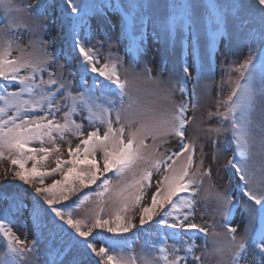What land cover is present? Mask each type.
<instances>
[{
	"label": "snow or ice",
	"instance_id": "6c2138e0",
	"mask_svg": "<svg viewBox=\"0 0 264 264\" xmlns=\"http://www.w3.org/2000/svg\"><path fill=\"white\" fill-rule=\"evenodd\" d=\"M101 7L87 0H62L53 16L55 0H0V161L9 164L2 179L11 177L33 190L30 205L19 194L0 193V201L10 204L0 211V264H65L72 252L77 255L67 264H83L78 256L88 257L87 264H203L202 257H214V264H264V162L250 163L257 110L264 155V0L248 5L259 18V29L242 19L243 2L221 6L209 0L200 18L195 4L170 6L159 25L168 45L175 46L178 33L191 38L194 49L203 40L201 71L194 76L188 66L177 72L163 60L155 77L147 62L136 72L147 55L142 46L145 18L137 15L142 6L131 2L108 5L122 13V33L129 41L133 75L122 77L124 58L112 52V42H91L89 18L100 15ZM229 18L240 21L247 55L239 63L221 62V85L226 81L230 90L207 114L217 125L206 131L209 136L230 134L228 183L232 176L238 182L235 188L205 194L214 214V223L205 227L194 222L196 197L211 170L204 166L203 148L196 161L195 141L186 136L195 115L188 113L198 108L203 64L211 62L217 42L227 36ZM53 24L66 30L70 52L52 50L55 38H44ZM22 31L29 33L26 45L20 43ZM141 83L153 87L144 89ZM146 95L152 99L145 100ZM69 136L78 141L74 147ZM172 138L177 143L169 150L165 146ZM60 141L67 143V159ZM217 143L213 139V147ZM49 157H54V167H47ZM57 175L59 179L45 183ZM22 191L27 195V189ZM73 196L71 204L64 203ZM237 210L241 220L234 224ZM24 211L40 232L31 242L12 228L10 216ZM77 211L83 215H75ZM215 217L224 233L216 231ZM209 235L224 239H213L209 250ZM198 236L204 237L200 255L195 251Z\"/></svg>",
	"mask_w": 264,
	"mask_h": 264
},
{
	"label": "rangeland",
	"instance_id": "374dc122",
	"mask_svg": "<svg viewBox=\"0 0 264 264\" xmlns=\"http://www.w3.org/2000/svg\"><path fill=\"white\" fill-rule=\"evenodd\" d=\"M62 1V0H61ZM18 3H35V0H17ZM51 2V0H49ZM88 3L94 4L97 6L103 5L104 7L100 8V15H92L89 18V25L91 28L90 36L92 44H96L97 40L104 41L108 39L112 42V52L116 55H119L124 58V68L121 69L122 77L127 75L129 78L132 77L133 73L129 69L128 61L130 60V56L127 55V46L126 43H129L126 36L123 37L121 22L119 17L117 16V11H115L112 7H108L109 4L119 3L123 6H126L128 3L134 2L142 7L138 10L137 15H143L145 18V24L143 28V47L147 50V55L141 57V64L137 67L136 72H140L143 67V62H147L148 65L152 68V75L155 77L158 72V67L161 61H166L167 66L170 70H175L177 72L182 71L183 66H188L190 76L196 75L198 71H201L202 65V50H203V40L201 44L198 45L195 49L193 47V40L191 38L182 39L180 34L178 33L176 36L175 46L171 47L166 42V33L161 31L159 25L163 23V21L168 16V8L169 1L168 0H87ZM175 4L183 2V3H192L195 4L196 7L194 9L197 18H200L204 12L203 5L207 4L209 0H174ZM214 2L223 5L229 4H240L243 2L245 4V9L242 14V19L249 23V26H253L257 29L260 27V21L258 16L254 11L251 10L248 5L250 4V0H214ZM57 5V10L52 12L53 16L59 14L60 2L59 0H55ZM120 14H122L120 12ZM4 23L2 14H0V24ZM154 27L156 31L154 32ZM227 36L222 37L216 45L215 55L212 57L210 63L203 64V80L201 82V86L197 89L198 93V108L195 113L189 110L188 115H195V120L187 126L186 136L189 140H194L196 144V161L199 162L201 158V148H203V159L204 166L211 170V177H205L204 184L200 189L199 195L196 197V223H200L207 227L209 224L214 223L213 219V202L211 200L206 201L204 199L206 193H211L214 191H224L225 188H235L236 183L238 182L237 178L232 176V183L229 185V177L231 171L226 167L227 160L231 156V152L229 150V141L230 134H221L218 137L213 134L209 136L206 129L209 127H215L217 125V121L215 117L211 120L208 119V113L214 112L216 110L217 100H223L229 90L230 85L225 81L223 85H221V79L224 77V71L221 68V62L223 61L225 65L228 63L235 61L237 63L241 62L245 56L247 55V46L244 43L240 21L234 20L232 18L228 19L226 25ZM66 33V30H61L60 27L56 24L50 26V29L47 34H45V39L55 38L56 43L52 45V50L59 52L63 47L61 46V38L62 34ZM22 39L20 43L22 45H26L29 39V33L27 31L21 32ZM183 41L188 43L187 46V55L186 51L183 49ZM108 49V45H104V52L101 54V59H103V55L106 54ZM63 59V57H61ZM215 60V65L212 67L213 62ZM75 64V60L73 61ZM168 73L164 74V78H167ZM233 78H235L236 73H232ZM46 78V74H45ZM193 85V81L189 79L187 88L191 91ZM141 88L148 89L153 87L150 83H141ZM9 90H15L14 87H10ZM219 93V95H218ZM145 100H150L152 97L145 96ZM174 99L179 102L181 100V94L177 91L174 95ZM60 118L59 116L57 117ZM77 122H80V117H75ZM254 126H253V149L251 154L250 163L258 166L261 162H264V155L260 154L259 149V139L260 133L256 128V124L260 122V112L257 110L253 115ZM86 130H87V122L84 121ZM68 139L72 140V146L74 147L78 141L69 136ZM216 139L218 141L217 145L213 147L212 141ZM63 158L67 159V143L65 141H60ZM151 143V141H149ZM177 141L172 138L171 142L165 146V148L171 150L176 147ZM164 151V148L161 149ZM213 154H215V160H213ZM54 157H49L47 162V167H54ZM8 161H0V185L6 183L7 180L2 179V174L4 169L8 168ZM59 175L54 177H49L46 179L45 183H51L54 179H59ZM14 180L11 179L10 182ZM4 185V184H3ZM21 189H27V195L21 192L19 195L24 199L25 203H31L32 192L33 190L29 188L27 185H22ZM154 190L153 188L149 190L150 192ZM14 194V193H13ZM237 195H242L237 193ZM75 197V196H73ZM71 197L70 200L73 198ZM69 200V201H70ZM66 201L64 203H68ZM147 202V201H145ZM207 205V210L205 211V206ZM10 206L9 201H0V211L8 208ZM92 205H86L85 208H89ZM77 216L83 215L82 212L77 211L74 213ZM12 219V228L14 233L21 239L24 240L27 238L28 242H31L34 234L39 236L40 232L34 227L32 220L29 218L27 211L21 213L13 212V215L10 216ZM241 220V212L237 210L235 215L234 224H237ZM220 217H215L216 222V231L220 233H224L225 229L219 227ZM57 223H60L57 221ZM50 227V226H49ZM66 227V226H65ZM43 232V238H49L48 228L41 229ZM71 231V230H68ZM212 229H209V233H211ZM213 239L223 240L224 237L221 235L220 237H212L209 235L207 237V247L209 250L212 248ZM172 241H169L171 244ZM204 244V238H197L196 240V254L200 255L202 252V245ZM55 246V245H54ZM137 249L139 245L136 246ZM3 249L0 248V254H2ZM43 256V252L41 253ZM74 255H77L75 252L69 253L66 256L65 264L67 261L71 260ZM79 259L83 261V264H87L88 257L78 256ZM203 264H214V257H202ZM24 264H28V262H24Z\"/></svg>",
	"mask_w": 264,
	"mask_h": 264
},
{
	"label": "trees",
	"instance_id": "16d2710c",
	"mask_svg": "<svg viewBox=\"0 0 264 264\" xmlns=\"http://www.w3.org/2000/svg\"><path fill=\"white\" fill-rule=\"evenodd\" d=\"M12 178L9 177L8 181H6V183H3L2 185H0V193L2 192H8V193H11V194H20L22 191L21 189V186H22V183L19 182V181H16L14 180L13 182H10ZM95 187V186H94ZM89 189H85L84 191L87 192ZM76 197H73L70 201H69V204L75 200ZM68 204V203H67ZM107 234V233H106ZM109 235V234H108Z\"/></svg>",
	"mask_w": 264,
	"mask_h": 264
}]
</instances>
